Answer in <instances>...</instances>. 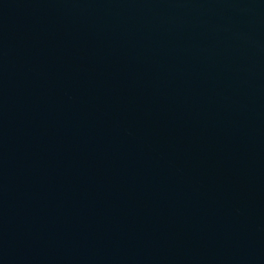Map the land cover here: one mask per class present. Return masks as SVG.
Masks as SVG:
<instances>
[{
  "label": "water",
  "instance_id": "obj_1",
  "mask_svg": "<svg viewBox=\"0 0 264 264\" xmlns=\"http://www.w3.org/2000/svg\"><path fill=\"white\" fill-rule=\"evenodd\" d=\"M0 264H264V0H0Z\"/></svg>",
  "mask_w": 264,
  "mask_h": 264
}]
</instances>
